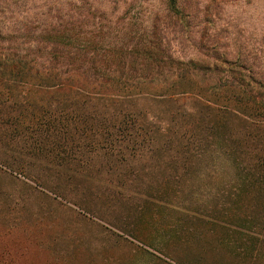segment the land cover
Masks as SVG:
<instances>
[{
	"label": "rangeland",
	"instance_id": "374dc122",
	"mask_svg": "<svg viewBox=\"0 0 264 264\" xmlns=\"http://www.w3.org/2000/svg\"><path fill=\"white\" fill-rule=\"evenodd\" d=\"M177 4L180 13L172 15L166 0H0V33L137 32L150 37L152 43L144 46L162 49L175 61L200 63L215 62L214 53L233 59L236 52L263 49L264 0H177ZM8 45L0 42L2 48ZM21 101L12 98L0 106V131L7 128L9 133L0 142V264H160L153 256L156 251L174 256L175 262L194 264L199 257L212 261L223 255L221 243L211 233L214 229L203 222L207 219L185 216L187 208L209 211L217 200L208 195L217 185L233 179V173L217 169L216 156L202 159L177 154L176 159L185 157L199 163L173 173L170 161L177 143L191 148L192 140H173L174 148L163 152L157 149L165 143L159 133L162 143L152 148L154 151L145 148L142 154L123 147H119L118 157L103 150L95 154L87 146L66 154L59 148L61 144L40 152L39 146L62 138L48 129L57 126L56 120L52 121L59 111L56 107L39 111L38 119L43 117L49 124L25 131V126L10 124L15 114L26 113ZM167 105L182 121L188 119L189 109L199 117L209 111L193 98L171 103L150 97L137 99V107H150L155 115ZM104 109L97 108L99 118L109 114ZM67 114L71 116L70 111ZM197 123L205 128L200 118ZM95 131H90L95 141L101 138L99 142L107 145L110 137L107 140ZM24 135L29 139L22 138ZM87 136L68 137V145L78 147L77 142L82 144ZM52 161L62 164L53 165ZM66 161L80 163L81 168L66 166ZM114 161L123 167L110 166ZM172 175L178 177L177 183L170 182ZM145 193L156 200L146 204ZM133 238L149 242L155 249L143 246L145 252ZM167 257L162 258L169 260Z\"/></svg>",
	"mask_w": 264,
	"mask_h": 264
},
{
	"label": "trees",
	"instance_id": "16d2710c",
	"mask_svg": "<svg viewBox=\"0 0 264 264\" xmlns=\"http://www.w3.org/2000/svg\"><path fill=\"white\" fill-rule=\"evenodd\" d=\"M166 3L172 15L180 13L177 0ZM3 41L9 45L0 47V106L9 99L20 98V105L27 107L26 113L11 117L10 124L33 131L49 124L43 117L38 119L39 111L47 112L55 107L59 111L52 121L54 124L56 120L57 126L48 129L55 130L62 138L39 146L40 152L61 144L59 148L66 154L87 146L91 153L103 150L118 157L119 147L142 154L148 148L154 151L165 140L157 148L165 152L174 148L173 140L178 142L186 137L192 140L193 147L177 143L170 161L173 173L199 163L185 157L176 159L177 154H183L202 159L216 156L217 169L234 174L233 179L215 186L208 195L217 200L209 211L185 209L189 220L207 219L201 220L214 229L211 233L223 247L221 257L212 261L199 257L194 264L198 261L199 264H264V47L253 49L252 53L236 52L233 59L225 53H214L211 57L215 62L200 63L193 59L175 61L164 50L147 47L152 43L150 37L137 32L126 35H86L58 30L37 35L0 33V42ZM141 97L161 103L193 98L209 111L199 117L194 109H189L188 119L182 121L169 105L157 115L151 113L150 107H137V99ZM99 106L109 110V114L99 118ZM69 111L71 116L67 114ZM198 117L205 128L198 126ZM151 125H155L153 131L147 130ZM93 129L96 135L107 140L110 137L107 145L99 142L101 138L95 141L90 132ZM6 130L0 131V142L9 135ZM86 133L88 136L82 144L77 142L78 147L68 145V137L82 138ZM71 162L64 164L81 168L80 163ZM52 164L62 163L52 161ZM110 166L122 168L123 164L114 161ZM169 179L173 184L178 182L177 176ZM207 185L214 188L211 183ZM117 186L118 183L114 185ZM144 197L146 204L156 200L153 194L145 193ZM135 240L140 243L138 248L152 247L140 238ZM163 255L161 251L153 253L160 264L179 263L171 259L174 256ZM179 264L190 263L180 260Z\"/></svg>",
	"mask_w": 264,
	"mask_h": 264
}]
</instances>
